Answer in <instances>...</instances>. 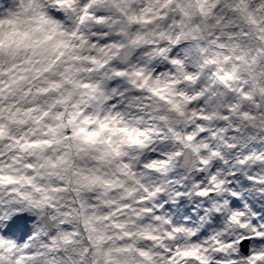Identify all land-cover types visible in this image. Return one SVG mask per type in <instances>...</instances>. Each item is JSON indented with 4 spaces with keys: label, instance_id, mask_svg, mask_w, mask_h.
<instances>
[{
    "label": "snow or ice",
    "instance_id": "snow-or-ice-1",
    "mask_svg": "<svg viewBox=\"0 0 264 264\" xmlns=\"http://www.w3.org/2000/svg\"><path fill=\"white\" fill-rule=\"evenodd\" d=\"M0 264H264V0H0Z\"/></svg>",
    "mask_w": 264,
    "mask_h": 264
}]
</instances>
